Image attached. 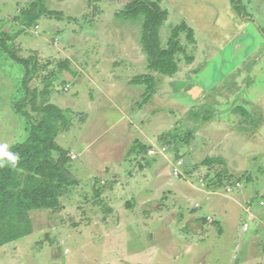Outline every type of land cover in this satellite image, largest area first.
Segmentation results:
<instances>
[{"label": "rangeland", "instance_id": "1", "mask_svg": "<svg viewBox=\"0 0 264 264\" xmlns=\"http://www.w3.org/2000/svg\"><path fill=\"white\" fill-rule=\"evenodd\" d=\"M34 1L0 0V34L37 57L38 100L51 84L66 111L57 142L76 183L59 209L30 212L33 232L0 264H264V0H241L245 17L231 0H156L165 46L174 26L194 29L173 76L148 69L141 21L118 13L129 0H43L26 28ZM146 74L149 98L132 82ZM23 76L0 48V151L27 138Z\"/></svg>", "mask_w": 264, "mask_h": 264}, {"label": "trees", "instance_id": "2", "mask_svg": "<svg viewBox=\"0 0 264 264\" xmlns=\"http://www.w3.org/2000/svg\"><path fill=\"white\" fill-rule=\"evenodd\" d=\"M231 3L239 15L248 14L243 13L245 6L241 0H231ZM46 12L43 0H36L22 10V24L26 28L36 25ZM118 13L126 20L141 21L142 44L148 56V69L167 76L177 74L180 70V55L187 56L186 48L180 40L181 34L186 33L188 40L195 42L194 29L186 22L174 26L165 46L160 32L168 19L169 11L158 1L129 0ZM15 38V35L2 32L0 48L24 66L22 87L26 97L14 109L25 121L27 138L1 150L17 155L18 159L13 166L7 156L0 155V161H3V166H0V247L31 234L33 224L30 212L59 209L62 206V196L76 183L66 169L68 153L57 142L59 133L69 127L67 113L51 102V84L40 92L42 99L38 100L36 88L33 89L30 85L37 73L38 59L33 55H20L11 43ZM188 60L191 62L193 57L188 55ZM69 66L70 61L65 60L60 68ZM132 82H144L148 85L147 98L151 97L156 86L151 74L137 76ZM204 118L208 119L209 114L206 113Z\"/></svg>", "mask_w": 264, "mask_h": 264}, {"label": "crops", "instance_id": "3", "mask_svg": "<svg viewBox=\"0 0 264 264\" xmlns=\"http://www.w3.org/2000/svg\"><path fill=\"white\" fill-rule=\"evenodd\" d=\"M232 201V200H231ZM229 202V204L228 203H226V202H223V204H224V207L226 206L227 207V209L226 210H223L222 211V216L223 217H229V215L231 214V212H232V207L233 206H235V204H238V200L236 199V202H233V203H231L230 204V200L228 201ZM260 204H261V202H260ZM261 205H263V204H261ZM222 207V206H221ZM222 209H223V207H222ZM221 209V210H222ZM247 211H248V209H247ZM230 213V214H229ZM221 216V217H222ZM209 217H211L212 218V215H209ZM207 218H208V216H207ZM247 230H249V227H248V229ZM247 230H245V231H247ZM254 236V235H253ZM256 236H257V234H256Z\"/></svg>", "mask_w": 264, "mask_h": 264}, {"label": "clouds", "instance_id": "4", "mask_svg": "<svg viewBox=\"0 0 264 264\" xmlns=\"http://www.w3.org/2000/svg\"><path fill=\"white\" fill-rule=\"evenodd\" d=\"M0 155L7 156L8 161L11 163V165H15L16 160L18 159V156L15 154H11L5 151H0ZM0 166H3V161H0Z\"/></svg>", "mask_w": 264, "mask_h": 264}, {"label": "built area", "instance_id": "5", "mask_svg": "<svg viewBox=\"0 0 264 264\" xmlns=\"http://www.w3.org/2000/svg\"><path fill=\"white\" fill-rule=\"evenodd\" d=\"M163 149H165V147H163ZM149 153L150 154H154L155 153V149L154 148H152V149H150L149 150ZM74 157H76V156H74ZM177 164H178V166H176V170H175V174L176 175H178L179 174V165H181V160H179V161H177ZM238 185H241V183H237ZM231 188H229V190H230ZM261 204H264V202L263 201H261ZM244 229H248V224L246 223V224H244Z\"/></svg>", "mask_w": 264, "mask_h": 264}]
</instances>
